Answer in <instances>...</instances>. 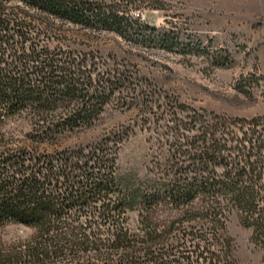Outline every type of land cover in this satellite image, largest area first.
I'll use <instances>...</instances> for the list:
<instances>
[{
    "label": "trees",
    "instance_id": "obj_1",
    "mask_svg": "<svg viewBox=\"0 0 264 264\" xmlns=\"http://www.w3.org/2000/svg\"><path fill=\"white\" fill-rule=\"evenodd\" d=\"M117 7L0 0V130L25 119L31 137L52 140L92 126L113 96L130 90V77L93 75L87 55L50 47L57 22L122 34L128 22ZM177 113L170 129L183 141L170 142L165 168L131 195L120 185L115 147L46 152L0 141V230L32 231L9 244L0 234V264H232V213L264 243V116ZM163 210L177 216L159 220Z\"/></svg>",
    "mask_w": 264,
    "mask_h": 264
},
{
    "label": "rangeland",
    "instance_id": "obj_2",
    "mask_svg": "<svg viewBox=\"0 0 264 264\" xmlns=\"http://www.w3.org/2000/svg\"><path fill=\"white\" fill-rule=\"evenodd\" d=\"M98 1L118 3L128 22L125 32L57 22L50 47L87 55L83 65L93 75L113 71L130 77V90L113 96L88 128L40 141L31 137L27 120L17 119L0 130V141L46 152L115 147L118 179L131 195L165 168L170 142L183 141L170 129L174 110L182 118L264 116V0ZM156 216L167 220L177 214L163 210ZM129 219L132 225L134 212ZM226 231L233 241L232 264H264V243L254 242L252 229L236 213ZM0 234L9 244L32 231L8 225Z\"/></svg>",
    "mask_w": 264,
    "mask_h": 264
}]
</instances>
